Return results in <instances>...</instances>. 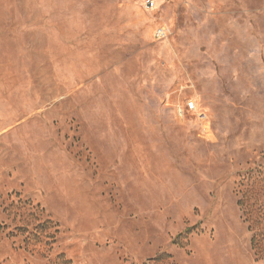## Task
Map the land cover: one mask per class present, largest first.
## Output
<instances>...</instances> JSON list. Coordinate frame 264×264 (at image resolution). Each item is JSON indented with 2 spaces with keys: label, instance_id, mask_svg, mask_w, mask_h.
<instances>
[{
  "label": "rangeland",
  "instance_id": "374dc122",
  "mask_svg": "<svg viewBox=\"0 0 264 264\" xmlns=\"http://www.w3.org/2000/svg\"><path fill=\"white\" fill-rule=\"evenodd\" d=\"M63 260L264 264V0H0V264Z\"/></svg>",
  "mask_w": 264,
  "mask_h": 264
},
{
  "label": "built area",
  "instance_id": "2783aa9c",
  "mask_svg": "<svg viewBox=\"0 0 264 264\" xmlns=\"http://www.w3.org/2000/svg\"><path fill=\"white\" fill-rule=\"evenodd\" d=\"M147 6L148 7H152L153 6V3L150 2V1H148L147 2ZM164 35H165V31L163 29H159L157 31V33H156V36L159 37V38L162 37V36H164ZM194 108H195L194 102H192V101L188 102V109L189 110H193Z\"/></svg>",
  "mask_w": 264,
  "mask_h": 264
},
{
  "label": "trees",
  "instance_id": "16d2710c",
  "mask_svg": "<svg viewBox=\"0 0 264 264\" xmlns=\"http://www.w3.org/2000/svg\"><path fill=\"white\" fill-rule=\"evenodd\" d=\"M253 245H254V240H253ZM63 263H66V264H68V262H67V261H65V260H63Z\"/></svg>",
  "mask_w": 264,
  "mask_h": 264
}]
</instances>
